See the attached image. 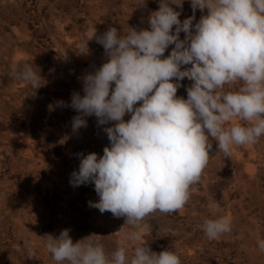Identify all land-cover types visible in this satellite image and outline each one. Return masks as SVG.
I'll list each match as a JSON object with an SVG mask.
<instances>
[{
    "label": "clouds",
    "instance_id": "9594fccd",
    "mask_svg": "<svg viewBox=\"0 0 264 264\" xmlns=\"http://www.w3.org/2000/svg\"><path fill=\"white\" fill-rule=\"evenodd\" d=\"M158 3L147 28L113 26L96 37L106 59L82 77L83 95L74 92L69 105L78 113L74 130L94 115L98 125H108L103 131L109 141L102 155L78 154L70 183L94 184L99 199L89 206L125 217L129 239L137 243L131 253L124 246L107 251L96 234L73 242L65 228L45 242L56 264H181L174 250L156 252L140 243L151 234L147 218L185 207L213 140L230 157L234 146L264 136V0H190L193 14L183 20L184 0ZM197 9L203 14L194 24ZM17 78L34 90L44 85L30 63ZM185 78L191 81L186 98L177 95ZM210 207L219 212L216 201ZM198 227L217 239L231 231V220L217 215ZM257 247L264 251V239Z\"/></svg>",
    "mask_w": 264,
    "mask_h": 264
},
{
    "label": "rangeland",
    "instance_id": "374dc122",
    "mask_svg": "<svg viewBox=\"0 0 264 264\" xmlns=\"http://www.w3.org/2000/svg\"><path fill=\"white\" fill-rule=\"evenodd\" d=\"M8 1L0 0V250L12 242L4 219L11 215L17 239L27 245L23 249L14 243L12 264H56L45 242L47 235L58 236L65 228L73 242L96 234L107 251L124 246L131 253L137 242L129 239L126 218L89 206L99 199L94 184L70 183L78 154L102 155L109 141L103 131L108 125H98L94 115L74 130L72 119L78 113L69 105L74 92L83 95L82 77L106 59L96 37L113 26L124 32L128 26L147 28L158 0L140 7L137 0H52L50 15L39 0V12L51 24L45 35L23 19L21 0ZM192 14L190 0H184L180 19ZM202 14L196 10L194 24ZM47 35L56 53L51 58L29 43ZM29 63L44 79L35 90L17 78ZM181 84L177 95L186 98L191 81L185 78ZM57 101L65 103L50 110ZM209 154L185 207L148 217L151 234L140 243L156 252L174 250L181 264H264V251L257 247L264 239V136L254 144L234 146L230 157L217 151L213 140ZM212 201L220 205L219 212L212 211ZM217 215L230 218L231 231L210 240L198 225Z\"/></svg>",
    "mask_w": 264,
    "mask_h": 264
},
{
    "label": "crops",
    "instance_id": "0c3cea01",
    "mask_svg": "<svg viewBox=\"0 0 264 264\" xmlns=\"http://www.w3.org/2000/svg\"><path fill=\"white\" fill-rule=\"evenodd\" d=\"M38 1L39 0H21L22 11H23L22 17L26 21H31L32 26L35 27L36 30L38 29L42 31L45 35V34H48L49 27L51 26V24H50V21L47 20L48 16L45 15L44 13L39 12ZM7 2H10V1L7 0ZM44 2L45 3L43 6V9L49 12L48 15H50L49 8H51L55 4L52 0H44ZM31 12L33 13V15L31 14ZM30 18H32V20ZM49 41L50 40L48 39V35H47V36H42V37H32L29 43H33V47L36 50L43 49L44 51L48 52V57L51 58V57L56 56V53L54 52L53 47L51 46V43ZM237 83L234 86L232 85L231 87L235 88Z\"/></svg>",
    "mask_w": 264,
    "mask_h": 264
},
{
    "label": "water",
    "instance_id": "95a60500",
    "mask_svg": "<svg viewBox=\"0 0 264 264\" xmlns=\"http://www.w3.org/2000/svg\"><path fill=\"white\" fill-rule=\"evenodd\" d=\"M4 219L7 226L9 227V231H10L9 235L11 237L12 242L6 245L7 249L3 247V250L2 249L0 250V264H12L9 252L14 250L13 249L14 243L16 242L20 243L23 249H26L27 245H25L26 243L24 242L23 239H20V241L17 239L16 237L17 227L16 224L11 219V215H5Z\"/></svg>",
    "mask_w": 264,
    "mask_h": 264
}]
</instances>
